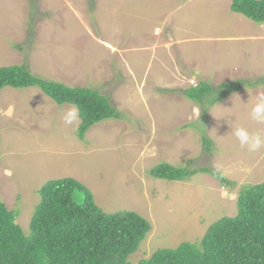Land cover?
Wrapping results in <instances>:
<instances>
[{"label": "rangeland", "instance_id": "1", "mask_svg": "<svg viewBox=\"0 0 264 264\" xmlns=\"http://www.w3.org/2000/svg\"><path fill=\"white\" fill-rule=\"evenodd\" d=\"M233 1L0 0V67L90 87L121 115L83 141L75 106L60 107L39 88L0 92V201L25 234L42 187L67 177L91 190L103 211H135L151 223L132 264L197 243L237 215L243 188L264 182V148L249 152L230 134L264 130L249 117L264 95V25L231 12ZM201 81L244 84L203 120L183 95ZM161 163L216 171L231 184L201 173L187 182L151 178Z\"/></svg>", "mask_w": 264, "mask_h": 264}, {"label": "trees", "instance_id": "2", "mask_svg": "<svg viewBox=\"0 0 264 264\" xmlns=\"http://www.w3.org/2000/svg\"><path fill=\"white\" fill-rule=\"evenodd\" d=\"M230 10L256 25H264V0H234ZM243 84L224 83L215 88L201 81L183 95L202 109V119L206 120L207 109L239 91ZM7 87L39 88L60 107L75 106L81 120L77 135L83 141L94 126L121 120L110 98L99 91L45 80L23 66L0 67V92ZM193 125L190 123L189 129ZM202 144L205 151H211L212 140L205 135ZM200 173L223 185L231 184L219 172L168 163L154 167L150 176L187 182ZM243 189L235 217L211 226L197 243L158 250L138 264H264V182ZM40 195L29 235L17 224L18 214L0 201V264H132L130 258L138 253L152 230L151 223L135 211H103L91 190L71 177L48 181Z\"/></svg>", "mask_w": 264, "mask_h": 264}, {"label": "clouds", "instance_id": "3", "mask_svg": "<svg viewBox=\"0 0 264 264\" xmlns=\"http://www.w3.org/2000/svg\"><path fill=\"white\" fill-rule=\"evenodd\" d=\"M76 115L77 113L75 110L69 113V116L73 119ZM249 117L257 123L264 124V95L259 96L256 102L251 106ZM68 122H71V119H69ZM230 134L235 136L240 146L249 152H255L264 148V130L250 132L246 127L238 126L231 127ZM218 170L219 169H217V171Z\"/></svg>", "mask_w": 264, "mask_h": 264}]
</instances>
